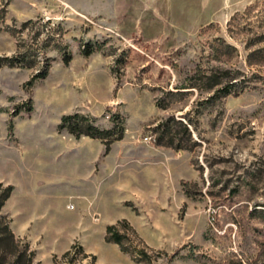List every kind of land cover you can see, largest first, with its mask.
Returning a JSON list of instances; mask_svg holds the SVG:
<instances>
[{
  "label": "rangeland",
  "instance_id": "rangeland-1",
  "mask_svg": "<svg viewBox=\"0 0 264 264\" xmlns=\"http://www.w3.org/2000/svg\"><path fill=\"white\" fill-rule=\"evenodd\" d=\"M0 182V264H264V0H0Z\"/></svg>",
  "mask_w": 264,
  "mask_h": 264
},
{
  "label": "trees",
  "instance_id": "trees-1",
  "mask_svg": "<svg viewBox=\"0 0 264 264\" xmlns=\"http://www.w3.org/2000/svg\"><path fill=\"white\" fill-rule=\"evenodd\" d=\"M95 49V44L91 41H88L83 44L82 46V53L84 56L89 55L93 50ZM69 56H64L65 62L68 61ZM46 74V69L39 70L35 74H33L32 78L29 79L28 82H32L35 78L44 77ZM229 87H222L223 93H229L231 88ZM116 118V117H115ZM118 118V117H117ZM82 122L83 123L82 125ZM85 124V125H84ZM59 127H68L69 130L75 134V136H80L81 134H85L91 137H97L100 139H105L111 134L112 129H103L99 128L98 126L94 125L91 122V118L86 115H82L78 112L74 113H67L63 114L61 116ZM187 128V127H186ZM108 146V143H107ZM13 190V185L7 184L3 186V184L0 182V208L4 204L5 200L10 196L11 192ZM1 219H6L4 215H0ZM5 228L8 229L10 232V236L13 237L12 232L8 228V221L5 220L4 222ZM128 238V235L124 232H121L116 224L109 223L105 227V239L109 242H114L119 245L121 251L123 252H132L133 258H136L137 261L142 260L143 256H145L146 253H144V250L138 247H134L133 251H131L126 243L125 240Z\"/></svg>",
  "mask_w": 264,
  "mask_h": 264
},
{
  "label": "built area",
  "instance_id": "built-area-1",
  "mask_svg": "<svg viewBox=\"0 0 264 264\" xmlns=\"http://www.w3.org/2000/svg\"><path fill=\"white\" fill-rule=\"evenodd\" d=\"M85 18H86V20H87L88 22H90V23H92V24H95V20H93V19H91V18H89V17H87V16H85Z\"/></svg>",
  "mask_w": 264,
  "mask_h": 264
}]
</instances>
